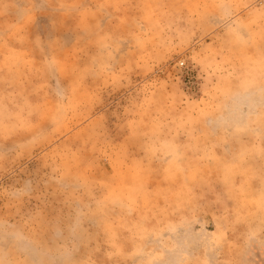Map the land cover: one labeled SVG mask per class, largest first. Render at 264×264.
Here are the masks:
<instances>
[{"label":"rangeland","instance_id":"1","mask_svg":"<svg viewBox=\"0 0 264 264\" xmlns=\"http://www.w3.org/2000/svg\"><path fill=\"white\" fill-rule=\"evenodd\" d=\"M0 264H264V0H0Z\"/></svg>","mask_w":264,"mask_h":264}]
</instances>
